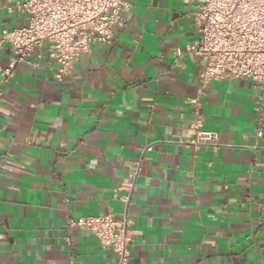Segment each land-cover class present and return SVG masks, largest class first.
Wrapping results in <instances>:
<instances>
[{"label": "crops", "instance_id": "obj_1", "mask_svg": "<svg viewBox=\"0 0 264 264\" xmlns=\"http://www.w3.org/2000/svg\"><path fill=\"white\" fill-rule=\"evenodd\" d=\"M18 1L0 0V37L27 23ZM126 1L125 27L62 82L41 50L1 86L0 264H116L67 223L102 213L131 221L128 264H264L260 91L249 79L200 87L192 3ZM11 59L5 43L0 69ZM193 99L218 147L183 143Z\"/></svg>", "mask_w": 264, "mask_h": 264}, {"label": "built area", "instance_id": "obj_2", "mask_svg": "<svg viewBox=\"0 0 264 264\" xmlns=\"http://www.w3.org/2000/svg\"><path fill=\"white\" fill-rule=\"evenodd\" d=\"M195 8L197 44L186 52L196 56L202 70L199 85L212 81L249 79L260 91L255 112L259 126L264 109V0H185ZM19 11L27 15L24 26L3 29L0 49L7 43L11 63L0 69L1 86L13 76L17 65L26 62L35 51L46 52L56 65L54 78L62 82L93 43L111 44L113 28L122 29V13L129 10L126 0H19ZM195 112V137L187 142L195 148L218 147V134L202 129L197 99L190 101ZM262 136V128L257 137ZM148 145L144 151H150ZM133 184L129 185L130 194ZM130 196L123 198L128 204ZM68 225L92 232L103 247L117 256L116 264H128L132 238L127 215L116 219L111 214L69 219ZM69 243V242H68Z\"/></svg>", "mask_w": 264, "mask_h": 264}]
</instances>
